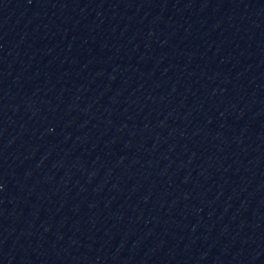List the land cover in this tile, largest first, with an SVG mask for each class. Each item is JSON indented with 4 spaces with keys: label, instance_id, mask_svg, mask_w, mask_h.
Wrapping results in <instances>:
<instances>
[{
    "label": "water",
    "instance_id": "water-1",
    "mask_svg": "<svg viewBox=\"0 0 264 264\" xmlns=\"http://www.w3.org/2000/svg\"><path fill=\"white\" fill-rule=\"evenodd\" d=\"M0 264H264V0H0Z\"/></svg>",
    "mask_w": 264,
    "mask_h": 264
}]
</instances>
